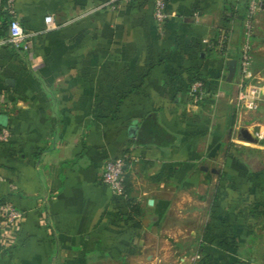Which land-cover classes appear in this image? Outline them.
Segmentation results:
<instances>
[{"label":"crops","instance_id":"1","mask_svg":"<svg viewBox=\"0 0 264 264\" xmlns=\"http://www.w3.org/2000/svg\"><path fill=\"white\" fill-rule=\"evenodd\" d=\"M107 1L14 0L29 47L0 42V201L23 217L0 264H264L260 122L235 105L249 0H167L162 30L153 0ZM249 41L264 83V8ZM123 155L119 196L100 174Z\"/></svg>","mask_w":264,"mask_h":264},{"label":"built area","instance_id":"2","mask_svg":"<svg viewBox=\"0 0 264 264\" xmlns=\"http://www.w3.org/2000/svg\"><path fill=\"white\" fill-rule=\"evenodd\" d=\"M129 0H108L103 6L116 8L119 3ZM167 0H153V18L159 30H162L165 21L170 14L166 10ZM264 8V0H249L247 12L243 18L242 26L247 34L241 47L239 61L238 90L235 98L237 109L243 113H250L257 109L259 103L264 100V83L251 81V44L249 36L256 14ZM0 11L8 16V34L2 43L14 49H28V39L26 32L16 18L14 10V0H0ZM46 29L56 28L52 16L45 17ZM191 105H198L203 100L206 91L204 84L195 80L190 85ZM253 141L252 146L264 148V124H254L251 131ZM10 130L7 127H0V143L8 141ZM263 145V146H262ZM128 156L123 155L118 158L109 159L105 162L100 174V180L106 184L110 190L119 196H126L125 177L126 163ZM23 213L14 205L6 201H0V228L3 230V240L0 246L4 247L10 235L6 233L8 229L14 228L22 219ZM199 257L196 255V258ZM245 264V263H244Z\"/></svg>","mask_w":264,"mask_h":264},{"label":"rangeland","instance_id":"3","mask_svg":"<svg viewBox=\"0 0 264 264\" xmlns=\"http://www.w3.org/2000/svg\"><path fill=\"white\" fill-rule=\"evenodd\" d=\"M259 104L260 105H258L255 112L247 113V115L245 116L247 123L249 122L252 124V122H260V124H264V100L261 101ZM249 130H252V127H250ZM248 147H256V146H252L249 144ZM258 148L264 149L263 147H258Z\"/></svg>","mask_w":264,"mask_h":264},{"label":"trees","instance_id":"4","mask_svg":"<svg viewBox=\"0 0 264 264\" xmlns=\"http://www.w3.org/2000/svg\"><path fill=\"white\" fill-rule=\"evenodd\" d=\"M231 148H234L235 150H243V148H245L244 146L243 147H239V148H236V147H231ZM125 190L126 192L128 193V187H127V184H126V179H125Z\"/></svg>","mask_w":264,"mask_h":264},{"label":"water","instance_id":"5","mask_svg":"<svg viewBox=\"0 0 264 264\" xmlns=\"http://www.w3.org/2000/svg\"><path fill=\"white\" fill-rule=\"evenodd\" d=\"M253 141V139H251V142Z\"/></svg>","mask_w":264,"mask_h":264}]
</instances>
